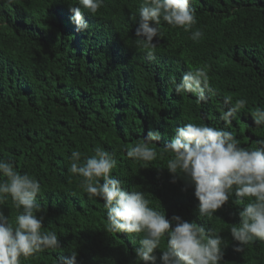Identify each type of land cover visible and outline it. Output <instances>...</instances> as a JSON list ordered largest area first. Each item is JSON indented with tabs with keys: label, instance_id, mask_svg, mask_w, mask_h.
Listing matches in <instances>:
<instances>
[{
	"label": "trees",
	"instance_id": "obj_1",
	"mask_svg": "<svg viewBox=\"0 0 264 264\" xmlns=\"http://www.w3.org/2000/svg\"><path fill=\"white\" fill-rule=\"evenodd\" d=\"M40 1L2 0L0 7V159L40 182L43 212L36 215L44 217L42 231L56 232L60 242L55 251L22 258L21 264H57L72 252L77 264H140L135 249L143 234L110 232L103 201L89 199L82 178L69 172L71 152L91 156L95 146L115 152L111 175L126 190L145 193L150 207L166 218L178 215L218 229L225 241L223 264H264V240L236 252L229 231L253 198L241 201L233 192L212 217L200 216L185 179L172 182L169 155L144 162L125 151L156 129L161 140L154 147L162 153L187 123L224 128L241 147L258 146L264 127L254 125L251 113L264 108V0H190L197 23L185 31L162 21L151 60L135 36L143 0H104L95 31L80 39L40 23ZM12 13L24 15L6 23ZM197 29L203 36L193 41ZM204 65L213 93L201 102L177 94L184 73ZM226 97L247 101L231 124L221 119L231 107ZM0 211L15 226L18 212L10 199ZM165 246L166 239L154 251L155 264H161Z\"/></svg>",
	"mask_w": 264,
	"mask_h": 264
},
{
	"label": "clouds",
	"instance_id": "obj_2",
	"mask_svg": "<svg viewBox=\"0 0 264 264\" xmlns=\"http://www.w3.org/2000/svg\"><path fill=\"white\" fill-rule=\"evenodd\" d=\"M39 7L40 23L48 22L56 31L62 29L80 39L95 31L97 13L104 7V0H41ZM138 12L135 36L150 60L154 58L156 41L163 35L162 21L185 31L197 23L190 0H143ZM22 15L12 13L5 22L13 24ZM202 36L199 29L191 33L193 41ZM175 91L192 94L197 102L204 101L206 92L213 93L208 66L184 73ZM225 104L231 107L223 112L221 119L231 124L247 101L240 98L233 103L232 97H226ZM251 115L255 126L264 127V108H256ZM160 140V132L150 129L140 141L125 149L126 155L133 161L144 162L169 155L166 168L172 174V182L180 177L185 179L198 201L200 216L212 217L228 203L233 192L241 201L253 198L239 212V226L229 229L232 239L238 242L234 251H242L245 244L255 239L264 240V139L257 141L256 148L249 149L241 147L235 136L224 128L187 123L175 130L174 136L163 145L162 153L154 147ZM91 151V156L72 151L69 172L82 178L80 187L89 199L103 201L110 232L143 234L135 249L140 264H155L154 251L165 239L166 246L159 257L161 264H223L225 241L218 229H205L178 215L166 218L163 211L150 207L151 201L145 198V193L126 190L122 181L111 175L117 166L115 152L109 153L100 146ZM41 191L42 186L35 177L22 174L11 161L0 159V204L10 199L18 212L13 226L0 211V264H21L22 258L60 248L57 233L42 231L44 217L36 215L43 212L37 199ZM57 264H77V253L61 256Z\"/></svg>",
	"mask_w": 264,
	"mask_h": 264
}]
</instances>
